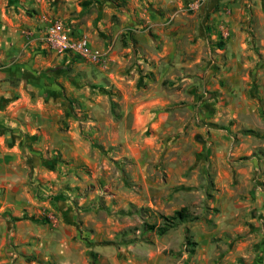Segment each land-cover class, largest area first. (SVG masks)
I'll list each match as a JSON object with an SVG mask.
<instances>
[{
    "label": "rangeland",
    "instance_id": "obj_1",
    "mask_svg": "<svg viewBox=\"0 0 264 264\" xmlns=\"http://www.w3.org/2000/svg\"><path fill=\"white\" fill-rule=\"evenodd\" d=\"M198 1L182 0L177 14L239 24L233 50L243 51L222 61L227 71L230 60L240 63V79L220 80L221 67L198 79L199 71H179L162 82L167 102L147 112L144 103L141 124L138 102L127 101L116 71L111 79L109 48L102 65L82 59L90 72H79L78 95L67 96L59 118L67 148L48 152L36 176L55 209L46 220L68 223L71 240L38 264H264V0L189 7ZM151 89L159 92L142 86ZM182 208L201 219L163 237L142 234L145 221Z\"/></svg>",
    "mask_w": 264,
    "mask_h": 264
},
{
    "label": "crops",
    "instance_id": "obj_2",
    "mask_svg": "<svg viewBox=\"0 0 264 264\" xmlns=\"http://www.w3.org/2000/svg\"><path fill=\"white\" fill-rule=\"evenodd\" d=\"M182 4V0H0V264H38L40 254L59 256L60 248L71 240L65 239L72 232L68 223L46 220L55 209L47 198L48 188L39 185L36 176L45 167L48 152L54 155L67 148L60 113L67 96L78 95L79 72L89 74L90 67L73 53H57L42 31L62 21L74 37L87 36L93 47H108L111 79L116 71L127 101L138 102L133 112L142 124L144 103L146 109L167 102L162 82L168 77L175 80L179 71H199L198 79L221 67L220 80L234 83L241 77L242 65L230 62L243 51L233 50L232 35L240 32L239 24L217 16L179 15ZM227 31L231 39L224 40ZM226 55L233 68L228 71L222 61ZM152 72L156 83L151 82ZM181 80L195 79L182 74ZM146 84L159 92H143ZM129 86L135 91L129 93ZM67 87L72 92L67 94Z\"/></svg>",
    "mask_w": 264,
    "mask_h": 264
},
{
    "label": "built area",
    "instance_id": "obj_3",
    "mask_svg": "<svg viewBox=\"0 0 264 264\" xmlns=\"http://www.w3.org/2000/svg\"><path fill=\"white\" fill-rule=\"evenodd\" d=\"M205 0L198 1L189 7L198 8ZM45 41L59 54L73 53L85 62L102 65L106 62L105 53L93 47L87 36L74 37L73 31L62 21L53 22L42 31Z\"/></svg>",
    "mask_w": 264,
    "mask_h": 264
},
{
    "label": "trees",
    "instance_id": "obj_4",
    "mask_svg": "<svg viewBox=\"0 0 264 264\" xmlns=\"http://www.w3.org/2000/svg\"><path fill=\"white\" fill-rule=\"evenodd\" d=\"M154 219V222L145 221L143 223L141 227L143 235L155 234L158 237H163L180 225L197 222L201 218L192 214L187 208H182L171 215L156 214ZM158 220L160 223L157 222ZM187 244L190 247L196 246V243L190 240L187 241Z\"/></svg>",
    "mask_w": 264,
    "mask_h": 264
}]
</instances>
